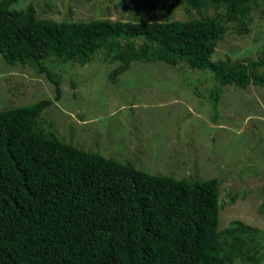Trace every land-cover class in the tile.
I'll return each mask as SVG.
<instances>
[{
    "label": "trees",
    "instance_id": "16d2710c",
    "mask_svg": "<svg viewBox=\"0 0 264 264\" xmlns=\"http://www.w3.org/2000/svg\"><path fill=\"white\" fill-rule=\"evenodd\" d=\"M185 1L199 12H219L175 20L176 3L164 0L157 20L156 5L144 0L132 20L58 21L38 18L33 4L16 9L17 0H0V54L44 73L56 92L54 99L0 111V264L264 262L261 228L242 220L219 228L221 179L152 174L62 140L42 120L63 95L59 73L46 60L84 66L100 56L118 62L112 82L133 61L161 60L208 69L221 87L264 88V59L211 60L229 25L248 32L250 13L264 0ZM149 13L154 20L143 18Z\"/></svg>",
    "mask_w": 264,
    "mask_h": 264
},
{
    "label": "rangeland",
    "instance_id": "374dc122",
    "mask_svg": "<svg viewBox=\"0 0 264 264\" xmlns=\"http://www.w3.org/2000/svg\"><path fill=\"white\" fill-rule=\"evenodd\" d=\"M163 19L161 3L151 0ZM176 3L172 19L216 16L185 0ZM144 0H17L13 8L33 4L38 18L76 21L136 19ZM144 15V14H142ZM154 20L152 15L143 17ZM212 61L264 59V5L250 13L248 32L231 23ZM46 62L59 73L60 100L43 112L58 136L75 146L138 169L177 179H221L219 228L242 220L263 230L264 240V88L220 86L208 69H192L164 61H133L116 82L110 75L118 62L100 56L81 66ZM264 73V67L260 68ZM74 81L77 83L73 85ZM219 87V101L213 99ZM55 87L44 73L29 65H11L0 54V111L41 99H54ZM29 102V103H28ZM234 264H244L241 260ZM261 264H264L261 263Z\"/></svg>",
    "mask_w": 264,
    "mask_h": 264
}]
</instances>
